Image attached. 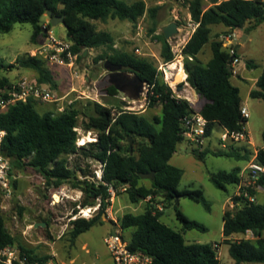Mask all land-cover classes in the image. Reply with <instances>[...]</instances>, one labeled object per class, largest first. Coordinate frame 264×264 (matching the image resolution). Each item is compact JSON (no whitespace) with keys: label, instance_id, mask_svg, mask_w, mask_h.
I'll list each match as a JSON object with an SVG mask.
<instances>
[{"label":"trees","instance_id":"16d2710c","mask_svg":"<svg viewBox=\"0 0 264 264\" xmlns=\"http://www.w3.org/2000/svg\"><path fill=\"white\" fill-rule=\"evenodd\" d=\"M48 11L54 16L65 18L67 39L72 43L71 51L83 59L85 51L103 49L96 58V63L111 62L121 66L122 72L133 75L137 81L148 86V103L151 108L159 105L162 112L159 117L149 120L144 114L120 109L115 111L98 102H89L94 107V114L88 116L83 129L95 132L97 141L81 147L78 127L80 110L76 105L69 106L65 112L40 113L38 101L12 105L6 112L0 113V130L6 131L3 152L10 160L12 169L31 167L47 178L68 181L76 177L71 171L65 156L83 154L104 165L102 181L93 178L87 170H81L86 178L82 191L86 195L82 206L94 205L102 199L101 212L91 220H78L74 223V239L90 231L97 224L104 222V214L109 206L110 188L116 196L122 189L133 205L148 202L143 214H125L121 219L124 231L133 229L130 249L135 253L148 255L153 264H222L217 259L211 244H188L184 233L191 230L206 232L207 228L197 221L189 219L177 206V220L183 226V233L173 230L162 221L163 212L156 208L155 202L164 199L176 202L178 197L190 198L203 205L210 212L211 204L200 189L180 190L183 179L182 169L171 165L177 153L182 136V120L192 113H200L207 121V131L212 135L217 125L230 131H243L248 122L241 114L242 98L240 89L232 84L233 72L230 71L232 55L221 40H212V27L224 26L231 35L238 29L250 31L259 24H264V1L262 0H225L214 2L210 8L204 7V0H191L190 15L198 27L184 46L182 53L186 57L184 69L186 82L196 91L204 105L200 110L187 99L179 98L172 87L165 81L158 67L149 60L116 49L115 39L109 32L99 31L95 21H129L136 24L147 13L151 19H157L159 8L148 9L145 2L128 3L127 0H0V35L10 33L16 24H30L34 29L33 42L46 31H51L49 23L46 30L43 20ZM247 25H250L248 28ZM156 24L153 31H156ZM220 38V36H219ZM161 42V58L164 64L174 63L175 54L164 34L156 38ZM210 45L213 57L203 65L199 56ZM235 56L238 57L237 51ZM192 60H191V59ZM248 66L254 64L249 61ZM17 65L35 70L40 84L57 88L48 64L41 58L30 57L18 60ZM15 65L0 64V84H9L1 76V68L13 69ZM114 77L116 75L114 74ZM107 92L117 96L118 85H111ZM250 96L264 101V70L256 83V89ZM133 137L134 143L130 142ZM200 161L206 156H222L238 161L249 162L250 152L233 150L231 152L193 151ZM258 162L264 166L263 147L258 150ZM242 168L233 171H220L213 174L211 181L217 189L226 191L229 186L236 187L241 182ZM156 173L151 185L143 184L141 174ZM15 183V182H14ZM264 189V174L258 181ZM1 201V200H0ZM253 232L256 241L240 240L228 244L235 235ZM264 204L244 203L223 215L224 242L229 245V255L235 264H264ZM17 248L20 258H27L28 264H48L49 257H38L34 251L17 243L6 226L0 208V264H7V257L2 255L7 249ZM14 264H19L14 262Z\"/></svg>","mask_w":264,"mask_h":264},{"label":"rangeland","instance_id":"374dc122","mask_svg":"<svg viewBox=\"0 0 264 264\" xmlns=\"http://www.w3.org/2000/svg\"><path fill=\"white\" fill-rule=\"evenodd\" d=\"M138 1L145 2L148 9L159 8L157 19H151L147 13L136 24L121 20L95 21L94 24L99 31L112 34L117 50L154 63L179 98L195 102L194 91L190 85H186L185 80L175 85L167 80L164 70L167 65L164 64L161 58L162 44L156 39L157 36L163 33L164 27L172 23L178 24L179 33L173 36L169 43L175 54L174 63L181 61L185 72L184 62L186 57L183 55L182 50L195 29L189 11L191 0H127L130 4ZM215 1L204 0V7L207 9L212 7ZM49 23V18L45 16L43 26ZM155 24L157 26L156 31H153ZM212 29V40H221L225 48L236 50L238 58L242 60L240 65L246 64L247 71L253 69L248 66L247 62L251 61L256 66L253 75L246 71L240 72V76L246 79L248 83L237 77L231 78L232 83L239 87L241 91L242 106L248 110L246 130L252 140V145L234 143L228 149H221L217 140L221 130L220 126L217 125L213 140L203 152L208 150L213 153L231 152L236 149L246 153L247 150L253 157L254 151H258L263 147L264 101L249 96V87L253 82V76L260 77L264 70V24H259L250 31L245 29L235 30L234 33L237 34V37H232L230 41L225 39L228 36L226 34L229 29L224 26H213ZM51 31L58 40L68 41L65 25L52 26ZM33 33L32 25L16 24L10 33L0 35V64L17 66L13 69L1 68V76L7 78L10 83L24 77H39L37 71L17 65L19 59L25 58L36 47L46 43V32L35 42H33ZM245 36L249 37L246 41L243 40ZM85 52H87V56L83 59L78 58L75 61L73 70L66 67L46 66L57 84V88H52L46 84L49 90L57 98L70 93L68 100H72V105H76L81 112L77 129L79 135L78 147L97 141L95 132H86L83 129L84 123L88 121V116L94 114V107L89 102H98L115 111L123 109L142 113L149 120L161 115V106L157 105L153 108L149 106L148 86L141 85L129 73L122 72L116 77H112L105 69V62L96 63L95 61L103 53V49ZM211 53V46L207 45L202 56L204 63H206L207 55ZM237 70L239 72V67ZM88 78H90L89 82ZM113 80L119 88L117 96H111L107 92V89L114 85ZM177 85L185 86V90L179 92ZM195 107L198 108L199 105L195 104ZM36 108L42 114L50 111L56 112L57 104L40 102ZM86 136L92 137L93 141L87 142ZM130 138L131 143H134L133 137ZM194 150L190 143L183 141L179 144L177 153L171 160V165L182 169L184 172L179 189L202 190L205 198L211 204V211L208 212L203 205L187 197L181 198L179 202L176 201L175 203L158 199L155 205H162L164 209L162 221L177 232L183 233V226L176 216L177 206L189 219L204 225L207 228L206 232L199 230L185 232L186 242L188 244H220L222 246L221 263L235 264L229 255L228 244L247 239L255 242L256 238L252 233L248 235L240 234L235 235L228 244L224 242L223 215L225 211L232 210L228 200L234 195L236 187L229 186L226 191L217 189L212 183L211 177L220 171L230 172L238 167L244 168L248 162L229 157H218L212 154L207 155L204 161H200L194 155ZM64 159L68 168L76 173V177L68 181L47 178L31 167H25L24 169L13 167L11 191L0 194V208L7 229L14 236L17 243L34 251L38 257L51 258L54 264H114L112 256L104 243V238L113 232L115 227L109 217L106 216V213L102 224H97L77 239H74L72 235L75 222L70 221L77 214L79 206L85 207L82 206L86 198L82 191L85 185L82 183L86 181V178L81 170H87L91 173V176H95L94 179L89 177L88 180L98 181L97 172L100 171L101 165L97 161L86 159L83 154L65 156ZM143 184L150 186L151 180L147 179ZM56 195L59 196V200H55ZM257 202L264 204V191L257 194ZM147 204L146 201L137 205L131 204L128 195L122 191L120 196L115 197L111 206L113 207L114 216L121 219L128 213L143 214ZM42 223H46V227H35V224ZM133 231V229L123 231L124 237L130 241Z\"/></svg>","mask_w":264,"mask_h":264},{"label":"built area","instance_id":"2783aa9c","mask_svg":"<svg viewBox=\"0 0 264 264\" xmlns=\"http://www.w3.org/2000/svg\"><path fill=\"white\" fill-rule=\"evenodd\" d=\"M194 32L198 25L195 24ZM48 25L43 26L46 30ZM46 43L39 45L29 53L30 57L43 59L48 66L66 67L73 70L75 67V61L78 59L77 55H74L71 51L72 43L69 41L58 40L52 31H46ZM237 37L236 33L226 36V40L230 41L231 38ZM233 61L231 59V69L233 75L238 73V65L242 63V60L235 56L236 50H230ZM191 59V58H190ZM192 60V59H191ZM68 96L57 98L49 90L46 84H40L34 76L24 77L9 84H0V113L6 112L12 105L17 103H28L30 100H35L47 104H57L56 113H63L66 109L72 105L73 101L68 100ZM241 114L245 119H248V110L242 106ZM220 126V125H219ZM208 121L198 112L192 113L186 116L182 120V136L185 141L190 143L195 150L203 152L213 140L214 132L212 135L207 131ZM220 134L218 135L219 147L223 150L228 149L231 144L245 143L252 145V140L247 133L246 129L243 131H230L227 128L220 126ZM6 136V131L0 130V194L9 193L12 185V165L10 160L5 156L3 152V141ZM258 151H254L252 159L241 171V182L236 186V191L232 197L229 198L228 203L232 209L237 206H242L245 202L256 203L257 194L264 189L258 184L259 179L264 174V166L261 165L258 160ZM100 171L97 172V180L102 181L104 165L100 163ZM123 192L126 188L122 189ZM110 198L108 199L109 206L106 209V216L109 217L113 223L115 229L104 238V243L108 248L114 264H153V259L141 253H135L130 249V241L124 237L122 223L120 219H117L113 214V207L116 192L113 188H110ZM149 197L146 202H150ZM156 208L163 212L162 205L157 204ZM102 209V199L98 198L96 203L91 206L78 207V212L73 216L70 221L78 220H91L97 216ZM253 232L248 231V235ZM254 235V234H253ZM248 240V239H247ZM214 249L217 254V259L221 261L222 258V246L220 244H214ZM3 256H6L7 264H28L27 258H20L17 248H10L2 252ZM38 264V263H35ZM48 264H54L51 260Z\"/></svg>","mask_w":264,"mask_h":264},{"label":"water","instance_id":"95a60500","mask_svg":"<svg viewBox=\"0 0 264 264\" xmlns=\"http://www.w3.org/2000/svg\"><path fill=\"white\" fill-rule=\"evenodd\" d=\"M46 16L49 18L51 26H57L59 24H62V25L65 24V18L59 17V16H54L52 11H48ZM178 33H179V26L176 23H172V24L163 28V34H164L167 41H169L173 36L177 35ZM243 40L246 41L247 36H245ZM86 56H87V52L84 53L83 57H86ZM232 61H233V58H232ZM105 69L112 75V77H114V74L118 75V74L122 73V70H123V68L121 66L114 65L108 61L105 63ZM230 71H232L231 66H230ZM113 83H114V80H113ZM177 90L179 92H183L185 90V86H177ZM130 142H131V138H130ZM141 177L145 180L149 179L151 181H154L155 177H156V173L153 172V173H149V174H141ZM180 199H181V197H178L177 202H179ZM46 225H47L46 223L35 224V227L36 228H38L40 226L46 227Z\"/></svg>","mask_w":264,"mask_h":264},{"label":"crops","instance_id":"0c3cea01","mask_svg":"<svg viewBox=\"0 0 264 264\" xmlns=\"http://www.w3.org/2000/svg\"><path fill=\"white\" fill-rule=\"evenodd\" d=\"M213 30V29H212ZM249 39V37H247V40ZM205 49H206V47L204 48V50H203V52L201 53V55L199 56V59H200V61L203 63V65H206V64H208L209 63V61L212 59V57H213V54L211 53V54H209V55H207V60H206V63H204V61L202 60V56H203V54H204V52H205ZM246 64H244L243 66L242 65H240L239 66V72L236 74V75H233V77H237V78H239L241 81H243V82H245V83H248V81L246 80V79H244L243 77H241L240 76V72H242V71H246V72H249V74H252L253 75V72H254V69L256 68V66H255V64H254V66H253V69H251L250 71H247V69H246ZM185 74H186V72H185ZM261 76V75H260ZM187 74H186V80H187ZM258 79H259V77H254L253 76V82H252V84L250 85V87H249V96H250V94H251V92H252V90H254V89H256V83H257V81H258ZM185 80V81H186ZM90 81V78H88V82ZM233 84V83H232ZM186 85H189V84H187L186 83ZM234 85V84H233ZM235 86V85H234ZM237 87V86H236ZM239 88V87H238ZM192 90L194 91V99H195V102H191L194 106H195V104L196 105H199V107L198 108H196L195 107V109L196 110H200L201 108H202V106L204 105V102L200 99V97H199V95L196 93V91L192 88ZM240 94H241V91H240ZM68 95H70V93L69 94H66V95H64V96H68ZM63 96V97H64ZM69 98V97H68ZM245 129H246V126H245ZM247 131V130H246ZM171 163V162H170ZM243 169V168H242Z\"/></svg>","mask_w":264,"mask_h":264},{"label":"bare ground","instance_id":"6f19581e","mask_svg":"<svg viewBox=\"0 0 264 264\" xmlns=\"http://www.w3.org/2000/svg\"><path fill=\"white\" fill-rule=\"evenodd\" d=\"M165 73H166V76H167V80L172 84V85H175L177 84L178 82L180 81H184L186 80V74L183 70V66H182V63L181 61L180 62H176V63H172V64H169L167 65L165 68ZM178 86V85H177ZM176 88V87H175ZM90 139V140H89ZM86 141H93V138L92 137H87L86 136ZM66 190V189H65ZM64 192V191H63ZM59 200V196L56 195L55 196V200Z\"/></svg>","mask_w":264,"mask_h":264}]
</instances>
